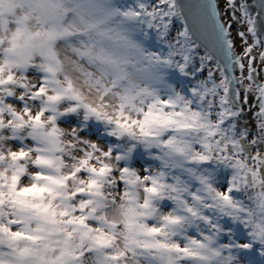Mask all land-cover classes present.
<instances>
[{
    "label": "snow or ice",
    "instance_id": "obj_1",
    "mask_svg": "<svg viewBox=\"0 0 264 264\" xmlns=\"http://www.w3.org/2000/svg\"><path fill=\"white\" fill-rule=\"evenodd\" d=\"M0 264H264V0H0Z\"/></svg>",
    "mask_w": 264,
    "mask_h": 264
}]
</instances>
